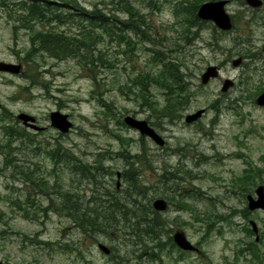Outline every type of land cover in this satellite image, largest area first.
<instances>
[{
    "label": "rangeland",
    "instance_id": "374dc122",
    "mask_svg": "<svg viewBox=\"0 0 264 264\" xmlns=\"http://www.w3.org/2000/svg\"><path fill=\"white\" fill-rule=\"evenodd\" d=\"M50 1L61 3L60 0ZM113 1L78 0L80 6L87 10L96 4L106 12L117 6ZM131 1L141 10L145 22L159 38L157 49L184 65L182 71L190 90L189 103L181 111L180 120L174 123L164 121L160 126L153 127L166 141L165 147H160L148 137L144 138L150 161V165L145 164L144 167L146 180L159 190L164 188L159 182L166 170L176 175V179L167 185V188L175 187L176 191L171 207L162 214L173 228L171 236L177 231L183 232L199 252L188 253L168 248L157 252L155 258H152L144 246L137 244V237L124 234V230L112 237L98 235V242H95L82 236L69 219L50 209L47 216L40 214L38 220L25 217L12 204L17 197L22 200L25 198L22 194L27 192L22 183L24 177L9 167L0 171V213H4L0 219V262L252 264L250 252H240L248 249L255 239V236L247 234L248 227H251L250 221L256 222L259 231L264 234L262 210H248L247 217H242L244 209H248L247 197H256L258 188L264 187V109L253 99L254 94L264 85V9L252 12L245 0H227L228 13L237 19L235 29L221 34L222 30H214L210 27L213 23L209 22L207 29L193 27L188 33L183 24L184 16L177 17L174 13L179 2L187 5L185 0H153V9H147L136 0ZM203 1L202 4L219 0ZM1 3L10 4V1L3 0ZM15 22L5 15L0 16V62L5 65L18 66L15 60L24 57L31 45L28 33L23 30L17 34L14 32ZM143 46L144 50L138 46L134 57L128 60L108 38L100 43L99 49L104 50L116 66L112 69L98 68V81L101 84L99 90L95 87L93 77L76 59L58 61L47 56L45 59L39 57L37 67L44 75L49 91L42 87H32L19 71L13 73L0 69V122L9 115L12 123L21 122L20 127L26 128L36 139L32 143L20 145L19 141L13 145L15 162L31 168L34 175L37 172L53 175L54 179L50 178L51 184L59 181L64 189L78 190L81 181L74 178L66 167L53 171L54 165L45 157L46 144H54L59 139L66 148L86 162L92 163L97 153L107 156L104 161L107 173L98 179L103 182L100 186L102 189L92 190L94 185L82 182L81 195L100 201L101 194L106 190L112 194L121 193L125 184L121 177L118 178V174H122L125 163L117 155L123 146L116 135L133 141L130 147L132 154L141 151L143 136L135 129L118 124V121L132 116L158 123L132 95H124L117 89V85L124 83L128 76L138 75V72L149 66L151 52L148 50L153 47L148 43ZM244 52L247 55H243ZM239 59L242 61L235 67L233 63ZM209 66H218L220 76L203 85L202 75ZM226 79H231L234 85L223 93ZM245 81H248V85L244 88ZM24 87H29V90L25 91ZM152 93L164 104L165 97L160 89L152 87ZM100 98L111 103L112 115L106 114L108 111L97 100ZM201 109L207 110L205 116L187 124L186 116ZM55 111L69 116L73 123L69 133L63 135L51 126L49 117ZM21 114L36 117V124L46 128L44 134L36 135L37 131L19 119ZM6 123L9 124L8 120ZM3 134L0 124L2 145L5 144ZM40 143L45 144V147ZM0 160L3 168V159ZM253 167L259 171L261 178L257 177L256 184H250L246 189L240 187L238 179L249 174L247 170ZM12 175L21 179L17 180ZM12 187L19 191H13ZM32 194L41 195L36 201L38 199L44 208L49 206L45 194L39 190L38 193L32 191ZM183 202L189 203L193 209H180L184 207ZM28 239L33 240L26 242ZM98 243L111 248V255L106 256L100 252ZM63 244L64 247L61 246ZM148 246L153 247V244L148 243Z\"/></svg>",
    "mask_w": 264,
    "mask_h": 264
},
{
    "label": "trees",
    "instance_id": "16d2710c",
    "mask_svg": "<svg viewBox=\"0 0 264 264\" xmlns=\"http://www.w3.org/2000/svg\"><path fill=\"white\" fill-rule=\"evenodd\" d=\"M136 1L146 6L147 9H153L151 6L154 3L153 0ZM43 2L42 4V2L32 0L29 3H21L17 7L11 4V10L25 12L18 17L20 23L14 27V32L18 33L24 30L30 36L31 45L24 54L27 59L29 85L42 87L49 91L47 82L43 78L44 75L39 72L37 67L39 57L45 59L44 57L47 56L58 61L76 59L79 65L93 77L95 87L99 90L98 87L101 84L98 81V68L112 69L116 66L107 56V53L99 49L100 43L108 38L116 44L120 54L126 56L128 60L134 57L138 51V46L144 50L143 45L148 43L153 47L148 50L151 52L149 66L138 72V75L128 76L124 83L117 85V89L124 95H132L134 100L140 103V106L145 107L151 113V116L158 122H149L152 127L160 126L164 121L174 123L181 119V111L188 105L190 97L187 78L182 71L184 65L177 62L175 58L169 57L168 53H161L157 49L160 45L159 38L153 34L151 26L145 22L144 14L131 0H115L117 6L110 9L109 12L96 4L87 10V8L80 6L78 0H60L61 3L50 0H43ZM185 2L187 5L179 2L174 13L177 17L184 16L183 24L186 31L190 33V29L193 27L200 30L207 29L210 23L197 17V11L204 1L185 0ZM111 3L114 1L112 0ZM232 19L235 29L237 19L234 16ZM210 27L214 30L217 29L213 24ZM225 33L221 31V34ZM243 55H247V52H244ZM247 82H244V88L247 87ZM152 87H157L163 92L164 104L160 103L158 98L153 95ZM23 89L28 91L29 87ZM261 92L262 89H259L254 95H259ZM97 100L108 111L106 114L112 115L111 103L103 98ZM5 113L7 115V112ZM6 120L9 124L6 123ZM0 124L2 125L5 143L3 145L0 143V158L4 162V167L1 168L0 166V171L13 167L16 173L23 175V182L29 180L34 183L35 189L31 191L38 193L39 190L40 193L49 198H46L49 201L47 202L49 206L42 210L38 205H35V209L29 205V202L33 205L35 203L34 194L31 192L23 200L17 197L12 204L25 217L37 219L38 213L47 216L50 213L47 211L50 209L69 219L82 236L95 242H98V235L112 237L124 230V234L129 233V235L133 234L134 237H137V244L144 246L145 251L150 252L152 258H155L157 252H163L168 248L180 250L171 236L173 228H171L169 220L162 213L155 211L152 205L155 199L164 198L169 203V208L171 207L176 191H174L175 187L167 188V185L176 179V175L166 170L160 176L162 180L159 183L161 187L164 186L163 190L157 189L150 181L146 180L144 165H150V161L144 137H141L143 142L141 151L132 154L130 147L133 141L116 135L123 146L122 151L117 155L125 163L121 174L125 189L117 194H112L106 190L101 194L104 198L100 196L101 199L98 201L97 198L88 199V197L81 195L80 184L85 182L87 185H94L92 190L95 188L102 189L103 182L98 179L107 173L104 166V161L107 159L105 154L97 153L94 161L90 163L76 155L71 149L66 148L59 139L54 144L47 143V148L44 149L45 157L54 165L53 171L57 172L58 169H65L64 167H66L74 178L81 181L78 190H67L59 181L51 184L50 178L54 179L53 175L38 172L34 175L31 168L16 163L12 151L13 145L19 141H21L20 145H24L26 142L32 143L36 139L30 132H27L26 128L20 127L17 122L12 123L9 115H7V119H2ZM118 124L126 126L123 120L118 121ZM44 131L37 132L36 135H42ZM40 145L45 147V144L40 143ZM29 146L31 147V145ZM248 172L249 174L238 179L240 187H245V189L250 184H256L257 177L261 178V174L254 167L247 170ZM92 192L94 193V191ZM183 204L184 207L180 208L179 205L177 207L183 210L193 209L189 203L183 202ZM247 214L248 209L246 208L242 212V217H247ZM2 217H4V213L1 212L0 219ZM127 230L131 231L127 232ZM247 234L253 235L249 227ZM32 240H26V242H32ZM148 243L153 244V247H149ZM61 246L64 247L65 245ZM246 250H241L240 253ZM251 251L254 257L260 254L258 248Z\"/></svg>",
    "mask_w": 264,
    "mask_h": 264
},
{
    "label": "water",
    "instance_id": "95a60500",
    "mask_svg": "<svg viewBox=\"0 0 264 264\" xmlns=\"http://www.w3.org/2000/svg\"><path fill=\"white\" fill-rule=\"evenodd\" d=\"M229 1L227 0H219V1H212L202 4L198 11H197V17L200 20L203 21H210L213 22V24L222 31H231L233 29V21L231 15L227 11V4ZM246 3L249 6H252L253 8L261 7L262 0H246ZM263 51H264V45H263ZM242 59H239L238 61H235L233 64L234 66H238L241 63ZM6 67H3L4 70H8L9 72H18L20 69V66L16 65H5ZM2 69V68H1ZM220 76V69L218 66H209L206 71L202 75V84L207 85L212 79L218 78ZM234 85V82L231 79H226L223 83L222 92L226 93L232 86ZM256 104L259 107H264V92L261 93L257 99ZM205 114V109H201L197 111L194 114L188 115L186 117V123L191 124L203 117ZM19 119L22 120V122L29 126L31 129L36 131H42L43 128L39 127L36 124V118L27 115V114H21L19 116ZM50 121L51 126L58 130L61 134H67L69 133L73 128V123L69 119V116L67 114H63L60 111L52 112L50 115ZM124 123L127 127L131 129L137 130L143 137H148L151 140H153L157 145L160 147H164L166 145V141L156 132V130L149 125V123L146 120H140L136 119L132 116H128L124 119ZM118 178H120V174L118 175ZM119 187V184H118ZM248 200V209L250 211L255 210H262L264 212V187L261 186L256 191V197L249 195L247 197ZM153 208L155 211L159 213H165L169 209L168 202L163 198H158L153 201ZM253 228V231L258 234V225L256 222L251 221L250 222ZM173 241L175 245L182 251L185 252H198L199 249L189 241V239L186 237V235L181 232L177 231L173 235ZM98 249L100 252H102L104 255L109 256L111 254V249L106 246L105 244L99 243ZM0 264H3L0 262Z\"/></svg>",
    "mask_w": 264,
    "mask_h": 264
},
{
    "label": "flooded vegetation",
    "instance_id": "af4514ba",
    "mask_svg": "<svg viewBox=\"0 0 264 264\" xmlns=\"http://www.w3.org/2000/svg\"><path fill=\"white\" fill-rule=\"evenodd\" d=\"M3 1V0H2ZM1 0H0V6H1V8H2V10H0V16H2V15H5L7 18H9V20H12L13 21V23H14V20H16V22H15V24H14V26H13V30H14V27L15 26H17V25H19V23H20V21H19V16H21L22 14H25V12H22V11H19V10H16V11H14V10H11V8H12V6H11V4L12 5H15V7H17V6H19V5H21V3H29L30 1H32V0H8V1H10V4H8V3H1L2 2ZM37 1H39L40 3L42 2V4L44 3L43 2V0H37ZM246 2V1H245ZM6 4V5H5ZM246 6H248V7H250V10H252V12H254V11H261V10H263L264 9V0H262V5H261V7H258V8H253L252 6H249L247 3H246ZM6 8H8V9H6ZM10 8V9H9ZM4 9H6V10H4ZM7 22H8V19H7ZM24 31V30H23ZM25 32V31H24ZM26 33V32H25ZM17 34V33H16ZM17 36V35H16ZM262 51H263V49H262ZM264 52V51H263ZM20 60H15V62H17V63H19V65L18 66H20V69H19V73H20V75L22 76V77H24L25 79H27L28 81H29V76H28V72H27V59L25 58V57H23L22 56V58L21 57H18ZM3 67H6L5 66V64L3 63V62H0V69L2 68L3 69ZM7 74H10V75H13L12 73H7ZM262 92H264V85H263V87H262ZM261 92V93H262ZM257 96V95H256ZM255 97V96H254ZM257 98V97H256ZM256 98H253V99H255L256 100ZM254 100V101H255ZM256 102V101H255ZM262 109H264V107H261ZM206 109H205V114H206ZM205 114L203 115V116H205ZM187 117V116H186ZM18 118V117H17ZM36 118V117H35ZM50 118V117H49ZM38 121H37V119H36V123H37ZM18 123V125L19 126H21L20 125V123L21 122H17ZM40 127V126H39ZM43 128V130L42 131H44L46 128L45 127H42ZM38 132V131H37ZM12 177L13 178H16L17 180H20L21 178L19 177V176H16V175H12ZM42 178V177H41ZM41 182H44V181H42L41 180ZM25 186H26V188H27V192H22V194L24 195V197L28 194V193H32V191L31 190H34L35 189V185H34V183L33 182H30L29 180H26L25 182H22ZM10 187V186H9ZM12 189H13V191L15 190V191H19V190H17V188H15V187H12ZM23 191V190H22ZM34 193H35V191H33ZM41 195H33V199H34V201H35V203H34V205L31 203L30 204V202H29V205L30 206H32V208L33 209H35L36 207H35V205H38L39 206V208H41L42 210H44L45 208L42 206V203L41 202H39L38 201V197H40ZM36 198H38L37 199V201H36ZM41 214H43V213H41ZM39 213H38V215H37V220L39 219ZM29 240V239H28ZM48 245H49V243H47ZM255 247V248H254ZM259 249L260 251H259V256L257 255L256 257H254V255H252V251L251 250H253V249ZM250 249V250H249ZM248 252H250L249 254L251 255V259H252V264H264V235H259V237H256L255 236V245L252 247V246H249L248 247ZM3 264H6V262H3V261H1ZM8 264H12L11 262L10 263H8Z\"/></svg>",
    "mask_w": 264,
    "mask_h": 264
},
{
    "label": "bare ground",
    "instance_id": "6f19581e",
    "mask_svg": "<svg viewBox=\"0 0 264 264\" xmlns=\"http://www.w3.org/2000/svg\"><path fill=\"white\" fill-rule=\"evenodd\" d=\"M233 21V20H232ZM233 25H234V23H233ZM233 28H234V26H233ZM233 30V29H232Z\"/></svg>",
    "mask_w": 264,
    "mask_h": 264
}]
</instances>
